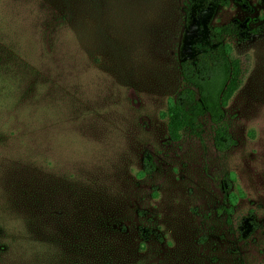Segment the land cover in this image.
Instances as JSON below:
<instances>
[{
  "label": "rangeland",
  "instance_id": "1",
  "mask_svg": "<svg viewBox=\"0 0 264 264\" xmlns=\"http://www.w3.org/2000/svg\"><path fill=\"white\" fill-rule=\"evenodd\" d=\"M184 4L0 0V264H264V0L188 33L241 25L223 151L207 115L168 137Z\"/></svg>",
  "mask_w": 264,
  "mask_h": 264
},
{
  "label": "trees",
  "instance_id": "2",
  "mask_svg": "<svg viewBox=\"0 0 264 264\" xmlns=\"http://www.w3.org/2000/svg\"><path fill=\"white\" fill-rule=\"evenodd\" d=\"M220 1L185 0L186 33L180 45L179 61L182 86L169 102L166 116L169 140L177 141L184 130L199 135L200 118L207 115L214 125V145L223 151L234 143L224 123V108L242 86L250 65L248 56L233 54L232 47L225 42L226 37L239 33L241 27L236 22L219 26L206 24L200 43L188 39L200 10ZM143 161L144 170L151 172L150 157L145 155Z\"/></svg>",
  "mask_w": 264,
  "mask_h": 264
},
{
  "label": "flooded vegetation",
  "instance_id": "3",
  "mask_svg": "<svg viewBox=\"0 0 264 264\" xmlns=\"http://www.w3.org/2000/svg\"><path fill=\"white\" fill-rule=\"evenodd\" d=\"M240 25V24H239ZM240 27H241V25H240ZM201 46H202V43L200 44Z\"/></svg>",
  "mask_w": 264,
  "mask_h": 264
}]
</instances>
